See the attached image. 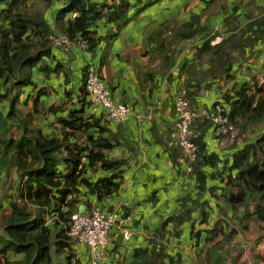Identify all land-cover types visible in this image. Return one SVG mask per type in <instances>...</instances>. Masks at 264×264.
Listing matches in <instances>:
<instances>
[{"label": "crops", "instance_id": "obj_1", "mask_svg": "<svg viewBox=\"0 0 264 264\" xmlns=\"http://www.w3.org/2000/svg\"><path fill=\"white\" fill-rule=\"evenodd\" d=\"M159 1L142 0L141 6L149 7L139 15L131 13L127 26L96 53L98 61L95 64L87 62L89 53L85 54L76 46H70L67 51L64 48L54 51V58L65 72L52 75L50 81L43 82L41 74L36 72L42 62L36 65L37 70H32L37 84L33 97L42 86H48V96L40 99L44 109L64 103H67L64 108L68 111L83 109L88 122L96 120L107 130L103 137H114L118 143L107 154L108 158L123 161L118 171L108 174L98 165L95 172L87 174L93 183L119 174L118 191L100 199L98 194L81 188L79 196L82 212L97 207L104 213L115 211L129 218L130 239L125 242L112 231L104 248L105 258L100 264L158 261L155 256L160 246L161 258L166 263L173 260L172 264H264V224L254 219L256 211L252 205L244 211L243 207L233 210L225 199L229 192L237 193L228 183L229 176L234 177L237 173L231 170L234 156L264 132V125L249 128L233 146L219 150L215 128L207 118L217 105L224 106L229 114L230 105L224 98L233 96L243 85L247 84L252 92L263 90L257 98L264 97V39L251 33H239L250 22L264 19V0H253L254 3L229 1L231 6L224 2L212 5V0H191L192 6L184 0H175L170 5L159 4ZM172 4L183 14L180 19L168 18L170 9L166 7ZM154 9L162 13V21L153 16ZM208 10L210 12L205 14ZM53 15L48 16L52 28ZM193 16H198L200 25L208 29L204 34L170 46L166 43L161 52L157 51L159 42H169V30L163 31L154 45L150 43L148 36L161 31L162 24L188 22ZM262 22L264 25V20ZM207 40L214 48L225 45L222 56L224 61L230 60L228 72H223V68L214 70L212 54L200 51ZM247 40H253L251 46H237ZM80 57L85 66L81 81H78L80 67L77 60ZM44 63L49 64V60ZM90 65L99 72L114 102L131 109V114L121 124L107 120L103 109L94 107L86 94L80 97L78 90L84 85L82 79ZM180 89L187 92L190 106L196 112L194 126L205 146L201 156L206 160L209 156L215 157L213 167H201L205 176V185L201 189L194 171L187 173L180 162L179 152L166 146L176 120L174 98ZM68 90L70 95L67 96ZM60 116L65 117V114H46L41 118L50 126L42 130L43 134L59 135ZM96 130L90 132L98 135ZM20 181L15 168L0 173V237L3 239L0 250L7 241L3 216L10 214L12 203H20ZM29 207L33 210V206ZM186 215L188 219L183 224L165 223L170 217L178 219ZM71 253L74 255L71 264L89 263L86 247L75 244ZM164 254L168 258L165 259ZM67 255L61 253L54 263L69 264ZM22 258L21 253L11 249L0 252V264L19 262Z\"/></svg>", "mask_w": 264, "mask_h": 264}, {"label": "trees", "instance_id": "obj_2", "mask_svg": "<svg viewBox=\"0 0 264 264\" xmlns=\"http://www.w3.org/2000/svg\"><path fill=\"white\" fill-rule=\"evenodd\" d=\"M141 4L142 0H0V173L15 168L21 179L20 203H12L10 214L3 216L7 241L0 252L11 249L23 255L21 261L5 264H55L54 259L64 252L68 253L66 260L71 264L74 258L71 249L76 243L68 236V226L71 216L79 212L81 188L98 194L100 199L118 191L119 174L95 183L87 176L95 172L98 165L108 174L122 166L123 161L107 157L108 152L118 146L116 139L103 137L107 130L96 120L88 122L83 109L68 111L64 108L67 103L44 109L40 99L48 96V86H42L33 97L37 84L32 70H37L36 65L42 62L36 72L41 74L43 82L65 72L54 58V51L62 47L55 46L52 38L82 42L83 50L95 59L103 45L127 26L131 13L139 15L149 7ZM137 6L140 7L136 9ZM52 14L54 28L48 24V16ZM263 20L250 22L239 33H251L264 39ZM161 27V31L148 36L154 45L163 31H170L169 42L161 40L158 52L164 50L166 43L170 46L189 41L208 30L200 25L198 16L188 22L170 21ZM209 42L207 40L200 51L212 54L214 70L223 68V72H228L230 60L224 61L222 56L225 45L214 48ZM252 43L253 40H247L237 46L245 48ZM47 60L49 64L44 63ZM89 68L82 79L84 85ZM97 74L101 78L98 71ZM84 85L78 90L80 97L85 96ZM261 93V89L252 92L246 84L233 96L224 98L230 105L229 121L240 128L241 134L264 125V97L257 98ZM185 96L188 100L186 91ZM45 114H65L58 119L59 135H45L36 124ZM94 128L98 129V135L90 132ZM194 143L198 147V160L193 171L201 189L205 185L201 167H213L215 157L209 156L206 160L201 156L205 146L198 133ZM231 170L237 173L229 176L228 183L237 193L229 192L225 196L228 206L236 210L252 205L256 211L254 219L264 224V132L234 156ZM29 206H33V210ZM187 219L188 215L178 219L170 217L165 223L176 221L180 225ZM161 251L160 246L155 256L158 261L147 260L142 264H172L173 260L167 263L162 260ZM164 258L168 257L164 254Z\"/></svg>", "mask_w": 264, "mask_h": 264}, {"label": "built area", "instance_id": "obj_3", "mask_svg": "<svg viewBox=\"0 0 264 264\" xmlns=\"http://www.w3.org/2000/svg\"><path fill=\"white\" fill-rule=\"evenodd\" d=\"M55 46H72V42L63 38H52ZM78 47L84 48L82 42H77ZM85 81L87 97L91 98L94 107H101L107 120L121 124L131 114V109L119 105L111 98L102 78L93 68L88 70ZM175 124L168 135L166 146L179 152L180 162L185 166L187 173H192L198 160V147L194 143L197 137L194 122L196 112L186 99L185 91L180 90L173 103ZM228 113L224 106L217 105L211 115L207 116L215 128V139L219 150H226L233 146L240 137V128L229 121ZM128 217L119 215L118 212L104 213L97 207H92L84 212H78L71 216L68 226V236L78 245L84 246L88 251V264H100L105 258L109 234L112 231L123 240L128 241L131 232L127 225Z\"/></svg>", "mask_w": 264, "mask_h": 264}, {"label": "rangeland", "instance_id": "obj_4", "mask_svg": "<svg viewBox=\"0 0 264 264\" xmlns=\"http://www.w3.org/2000/svg\"><path fill=\"white\" fill-rule=\"evenodd\" d=\"M175 0H160L159 1V4H162V3H164V4H168V5H170V3H173ZM211 1V0H210ZM221 1V2H220ZM229 1H235V0H212L211 2H212V5H214L216 2H218L219 4H224V3H226V5L227 6H231V4L229 3ZM247 2H249V3H251V2H253V0H246ZM184 2H187V4H189L188 6H192L193 4H192V2L193 1H191V0H184ZM222 2H224V3H222ZM255 2V1H254ZM253 2V3H254ZM159 4L157 5V7H159ZM217 4V3H216ZM211 5V6H212ZM156 7V8H157ZM166 8H169L170 9V13H169V15H168V18H172V19H174L175 20V18H177V19H180L181 18V16L183 15V14H181V12H180V9L177 7V6H173V4H172V6H170V7H166ZM157 11H159V10H155L154 9V11L152 12V14H153V16H156L158 19H160V21H162L163 20V16H162V13L159 11V12H157ZM162 11V10H161ZM210 12V10H208L205 14H208ZM150 18H153V17H151L150 16ZM72 46H76L75 48H77V49H79V50H82L85 54H87V52H85L84 50H83V48L81 49L80 47H78L79 46V44H77V43H72ZM59 47H62V48H64V50L65 51H67V50H69V47L68 46H59ZM87 57H86V59H87V62H93L94 64L95 63H97V61H98V59H92V55L91 54H87L86 55ZM82 58L80 57L78 60H77V62H78V64H79V67H80V69L78 70V72H79V74H80V78H78V81H81V71L83 70V67L85 66V62H82ZM180 90H184V89H180ZM179 90V91H180ZM46 115V114H45ZM48 115V114H47ZM44 116V115H43ZM42 118V117H41ZM41 118L36 122V124H40V126L42 127V130H44L45 131V128H48L49 129V122H44V121H41ZM52 129H54L53 128V126H52ZM240 136H241V132H240ZM243 209V211L244 210H247V208H242ZM234 222V221H233Z\"/></svg>", "mask_w": 264, "mask_h": 264}, {"label": "water", "instance_id": "obj_5", "mask_svg": "<svg viewBox=\"0 0 264 264\" xmlns=\"http://www.w3.org/2000/svg\"><path fill=\"white\" fill-rule=\"evenodd\" d=\"M79 212H82V207L79 209Z\"/></svg>", "mask_w": 264, "mask_h": 264}, {"label": "clouds", "instance_id": "obj_6", "mask_svg": "<svg viewBox=\"0 0 264 264\" xmlns=\"http://www.w3.org/2000/svg\"><path fill=\"white\" fill-rule=\"evenodd\" d=\"M82 49V48H81Z\"/></svg>", "mask_w": 264, "mask_h": 264}]
</instances>
